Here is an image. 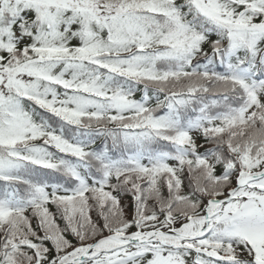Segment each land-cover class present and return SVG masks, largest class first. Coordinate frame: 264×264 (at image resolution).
Listing matches in <instances>:
<instances>
[{"label":"snow or ice","instance_id":"obj_1","mask_svg":"<svg viewBox=\"0 0 264 264\" xmlns=\"http://www.w3.org/2000/svg\"><path fill=\"white\" fill-rule=\"evenodd\" d=\"M0 264H264V0H0Z\"/></svg>","mask_w":264,"mask_h":264}]
</instances>
